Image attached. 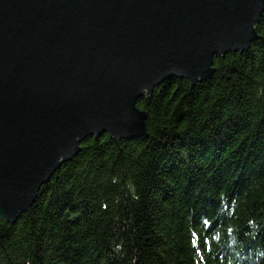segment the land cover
Segmentation results:
<instances>
[{
  "label": "trees",
  "instance_id": "obj_1",
  "mask_svg": "<svg viewBox=\"0 0 264 264\" xmlns=\"http://www.w3.org/2000/svg\"><path fill=\"white\" fill-rule=\"evenodd\" d=\"M211 79L144 97L147 135L87 138L10 224L0 264H264V12Z\"/></svg>",
  "mask_w": 264,
  "mask_h": 264
},
{
  "label": "water",
  "instance_id": "obj_2",
  "mask_svg": "<svg viewBox=\"0 0 264 264\" xmlns=\"http://www.w3.org/2000/svg\"><path fill=\"white\" fill-rule=\"evenodd\" d=\"M264 0H0V218L16 224L87 138L145 137L137 107L258 40Z\"/></svg>",
  "mask_w": 264,
  "mask_h": 264
},
{
  "label": "rangeland",
  "instance_id": "obj_3",
  "mask_svg": "<svg viewBox=\"0 0 264 264\" xmlns=\"http://www.w3.org/2000/svg\"><path fill=\"white\" fill-rule=\"evenodd\" d=\"M98 139V138H97ZM72 162V161H71Z\"/></svg>",
  "mask_w": 264,
  "mask_h": 264
}]
</instances>
